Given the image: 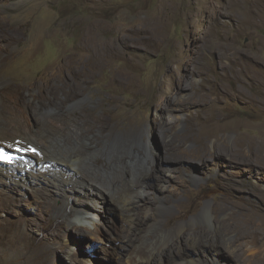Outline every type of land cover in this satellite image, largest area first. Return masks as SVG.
<instances>
[{
  "label": "rangeland",
  "instance_id": "rangeland-1",
  "mask_svg": "<svg viewBox=\"0 0 264 264\" xmlns=\"http://www.w3.org/2000/svg\"><path fill=\"white\" fill-rule=\"evenodd\" d=\"M0 31V89L32 124H63L96 166L127 146L154 174L130 230L116 188L92 229L56 187L46 205L8 190L0 264H131L151 245L140 264H264V0H0Z\"/></svg>",
  "mask_w": 264,
  "mask_h": 264
},
{
  "label": "bare ground",
  "instance_id": "bare-ground-1",
  "mask_svg": "<svg viewBox=\"0 0 264 264\" xmlns=\"http://www.w3.org/2000/svg\"><path fill=\"white\" fill-rule=\"evenodd\" d=\"M1 31L0 55L3 53L5 47ZM14 37L21 39L19 36ZM14 97L7 90L0 89V98L4 99L7 105L13 101L16 103L7 112L0 108V144L11 148L21 146L23 149H28L32 146L40 150V153L39 155H33L34 160L29 162V165H32V163L37 165L42 162H55L61 170H50L47 173L39 175H17L22 170L20 167L6 170L5 167L0 166V205L8 199V190L10 189L13 192H20V195L28 190L33 191L36 193L35 197L41 201L40 203L46 205V201L52 199V196H48L53 195L51 188L56 187L58 191L66 194L64 203L67 207L65 211H68V207L70 208V212L77 211L79 220L84 221L92 229L95 228L93 227L94 224H98L100 218L99 212L103 211L102 209L104 208V202L98 201L94 197L97 196L96 198H99L100 196V198L102 197L106 200L105 192L116 188L117 204L120 206L122 213L125 214V221L129 224L127 229L134 228L135 212L142 206L135 201V197L140 195L146 200H152L151 192L142 190L145 180L141 182L139 179V175L141 176V174L145 178L154 176L153 170L148 172L146 168L145 157L140 153H133L127 146L123 147L115 143L107 145L104 151L103 161H107V165L96 166L82 157V152L77 142H66L63 135V124L61 125L58 121H53L54 128L50 131L43 126L44 124H38L39 122H36L38 125L32 124L27 119L25 112L23 113L20 109L19 98L16 99ZM2 121L6 123H2ZM112 142L114 143V141ZM138 146L141 147V144ZM127 160L131 162L136 161V164L133 166L136 169H132L129 173L123 168ZM88 171H93V173L87 174ZM42 178L46 181L47 185L43 182L41 185L31 186L32 183ZM142 203L144 204L145 202L143 201ZM77 204L79 205L78 208ZM168 221L171 223L172 219ZM184 227V224H179L175 231L176 235H179ZM205 237L208 240L212 238L207 233H195L193 235L196 244L202 243ZM156 238H160V235ZM174 239L175 235L172 233L168 239H162L157 245L165 242V248H168ZM154 250L153 245H151V250L148 248L135 250L130 254L129 261L131 264L152 263L155 258ZM160 253L163 254L164 252L160 251Z\"/></svg>",
  "mask_w": 264,
  "mask_h": 264
},
{
  "label": "clouds",
  "instance_id": "clouds-1",
  "mask_svg": "<svg viewBox=\"0 0 264 264\" xmlns=\"http://www.w3.org/2000/svg\"><path fill=\"white\" fill-rule=\"evenodd\" d=\"M149 135V134H148ZM150 139L152 140V137L149 135ZM146 142H148V140H144ZM150 145L153 146V140L152 142H148ZM20 148L22 150H26L23 149L21 146H17L14 148L11 147H7L4 146L2 144H0V149H3L5 155L8 157V159L5 160H0V166L5 167L6 170H12L13 168H18L20 167L22 170L17 174V175H28V174H33V175H39L41 173H47L50 170H61L60 167L57 166V164H55V162H48V163H38L37 165H34L32 163V165H29V162H32L33 159V155L31 152L28 151H16V148ZM31 148H34L31 146ZM36 151L38 153H40V150L36 149ZM96 162L100 165L106 166L107 164L103 162H98L96 159ZM56 167H58L56 169ZM49 196V195H48ZM56 197V196H55ZM57 198V197H56ZM34 199H35V194H34ZM37 199V198H36ZM58 200V204L59 206L62 207V205L64 206V198H57ZM115 206H113L114 208H118V205L115 204L112 200H110ZM109 201V202H110ZM36 208L40 207V203L39 205H35ZM109 204H106V209L108 208ZM112 206V205H110ZM56 211V210H55ZM59 212L56 211V216H58ZM106 215V214H104ZM104 220L103 218V213H102V218H99V222ZM92 237V236H89Z\"/></svg>",
  "mask_w": 264,
  "mask_h": 264
},
{
  "label": "snow or ice",
  "instance_id": "snow-or-ice-1",
  "mask_svg": "<svg viewBox=\"0 0 264 264\" xmlns=\"http://www.w3.org/2000/svg\"><path fill=\"white\" fill-rule=\"evenodd\" d=\"M16 151H18V152L19 151H28V152H31L34 155H39V153L36 151V149L35 148H31V147L26 149V150H22V149H20L18 147V148H16ZM5 159H8V157L5 155L3 149H0V160H5Z\"/></svg>",
  "mask_w": 264,
  "mask_h": 264
}]
</instances>
